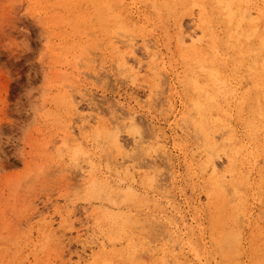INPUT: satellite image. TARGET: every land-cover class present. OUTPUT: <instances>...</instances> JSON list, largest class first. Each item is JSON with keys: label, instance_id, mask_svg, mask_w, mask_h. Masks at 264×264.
I'll list each match as a JSON object with an SVG mask.
<instances>
[{"label": "bare ground", "instance_id": "obj_1", "mask_svg": "<svg viewBox=\"0 0 264 264\" xmlns=\"http://www.w3.org/2000/svg\"><path fill=\"white\" fill-rule=\"evenodd\" d=\"M29 2L43 16L50 54L59 67L76 69L82 63L96 76L105 68L86 58L87 50H96L133 87L144 90L147 99L143 104L138 97L129 99L125 116L109 124L102 122L100 110L91 99L88 112L85 109L79 117L83 129L94 126L117 150L121 156V162L116 164L119 170L125 168L131 173L140 167L128 165L132 163L128 154L143 143L138 132H134L135 136L132 131L142 122L137 109L150 115L143 108L152 106L151 99L161 87L163 75L169 80L170 97L165 106L172 121L162 127L156 122L154 138L156 144L162 143V154L171 161L172 191L166 196L154 193L147 200L130 187L121 194L131 207L147 204L154 221L165 229L168 240L157 244L153 251L151 246L145 248L148 256L145 252L140 257L145 260L137 259L139 247L130 242L128 229L139 221H133L127 213L96 214L95 222L102 228L103 236L85 230L87 236L82 243L90 253L88 258L77 257L74 264H241V259H245V264H264V232L261 243L254 239V232L264 229V223L261 225L257 217L264 209V170L257 169L258 158L264 164V0ZM185 20L196 24L198 38L185 37ZM149 34L167 41L165 56L158 50L151 52L146 42ZM136 38L140 39L144 54L150 57L146 67L133 57L139 41ZM74 101L72 96H61L55 103H62L76 113L79 107ZM53 119L59 126L58 118ZM184 120L192 131L202 135L203 141L201 136L199 139L203 146L196 153L187 145L186 128L178 124ZM124 128L129 130L133 147L122 142ZM76 131L75 138L74 132H65V138L89 146L90 140L82 135L81 128L77 127ZM148 157L153 159L151 155ZM217 158L224 160L221 169L214 161ZM118 159L112 158V162ZM92 170L96 175L91 178L90 188L110 189L112 177L103 176L96 167L87 173ZM258 195H261L259 206L254 205ZM262 214L259 215L263 217ZM72 216L59 213L58 225ZM238 218L246 220L248 233L240 231L238 223L242 221ZM53 225L49 221L43 228L50 239L56 235ZM142 227L139 226L141 230Z\"/></svg>", "mask_w": 264, "mask_h": 264}, {"label": "rangeland", "instance_id": "obj_2", "mask_svg": "<svg viewBox=\"0 0 264 264\" xmlns=\"http://www.w3.org/2000/svg\"><path fill=\"white\" fill-rule=\"evenodd\" d=\"M183 29L185 37H199L193 22L185 20ZM48 36L42 14L29 0H0V264H74L77 257L88 258L90 253L82 243L87 236L85 230L103 236L102 228L95 222L96 214L121 213L141 222L130 225L128 238L139 247L135 257L145 260V257L140 258L141 255L144 256L150 246L153 251L157 244L166 241L167 233L160 223L154 221L147 204L131 207L121 194L130 187L147 200L154 193L166 196L172 191L171 161L162 154V143L156 144L154 138L158 126L172 121L165 106L170 97L168 76L163 75L162 85L153 95L150 109L143 108L151 112L150 115L136 108L142 122L137 130L132 131L138 132L143 143L128 154L132 160L128 165L140 167L127 173L125 168L119 170L116 167L121 162L117 150L95 131L94 126L83 129L79 117L88 112L91 99L94 107L100 110L102 122L109 124L125 116L129 99L138 97L143 104L142 101L147 99L144 90L140 86L133 87L128 78L117 71L109 59L99 57L96 50L86 51V58L105 68L96 76L82 63L76 69L59 67L56 59L51 57ZM136 40L139 41L133 57L146 67L150 57L144 54L140 39ZM146 42L152 53L158 50L162 56L166 55L167 41L161 36L149 34ZM84 95L87 97L81 99ZM61 96L75 98L78 111L82 110L83 114L67 110L62 103L57 105L55 101ZM54 117L60 121L59 126L54 124ZM178 124L186 128L189 134L187 145L196 153L197 148L203 146L201 133L192 131L187 120L178 121ZM77 127L90 140L89 146L65 138V132H74L75 138ZM125 129L128 128L122 129L120 134L122 142L133 147L129 130ZM112 158L120 159L115 163ZM214 161L220 164V169L225 165L223 158ZM261 161L258 158L257 169L264 170ZM95 167L103 176L112 177L114 182L110 189L90 188L96 172L92 170L88 174L87 171ZM84 171L86 173L82 174ZM87 178H90L88 183L80 188ZM260 201L261 195H258L254 205L259 206ZM262 211L264 209L257 215L261 225L264 223ZM59 213L73 216L59 226ZM261 213L263 217L259 215ZM240 219V231L248 233L246 220ZM49 221L54 224L55 239L43 233ZM262 232L264 229L254 232L256 243H261ZM148 254L146 252L145 256ZM240 262L245 264V259Z\"/></svg>", "mask_w": 264, "mask_h": 264}]
</instances>
